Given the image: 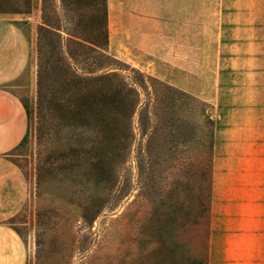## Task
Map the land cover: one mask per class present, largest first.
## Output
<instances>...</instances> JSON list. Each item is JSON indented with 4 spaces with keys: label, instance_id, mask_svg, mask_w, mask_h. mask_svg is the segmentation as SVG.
Wrapping results in <instances>:
<instances>
[{
    "label": "rangeland",
    "instance_id": "374dc122",
    "mask_svg": "<svg viewBox=\"0 0 264 264\" xmlns=\"http://www.w3.org/2000/svg\"><path fill=\"white\" fill-rule=\"evenodd\" d=\"M0 19L26 50L8 86L25 132L0 159L25 264H205L210 104L169 85L152 46L114 41L107 12L102 51L101 0H0Z\"/></svg>",
    "mask_w": 264,
    "mask_h": 264
},
{
    "label": "crops",
    "instance_id": "0c3cea01",
    "mask_svg": "<svg viewBox=\"0 0 264 264\" xmlns=\"http://www.w3.org/2000/svg\"><path fill=\"white\" fill-rule=\"evenodd\" d=\"M106 10L114 41L152 46L163 79L211 106L205 264H264V0H106ZM23 40L0 19V159L26 127L8 89L25 67ZM4 220L0 202V264H25Z\"/></svg>",
    "mask_w": 264,
    "mask_h": 264
},
{
    "label": "trees",
    "instance_id": "16d2710c",
    "mask_svg": "<svg viewBox=\"0 0 264 264\" xmlns=\"http://www.w3.org/2000/svg\"><path fill=\"white\" fill-rule=\"evenodd\" d=\"M102 1V6H103V12H104V29H103V44L101 46V50L105 51L106 46H107V39H108V35H107V28H106V0H101ZM104 58L106 56H103ZM107 58V57H106ZM134 71V70H132ZM114 78L115 74H104L101 76V80L105 79V78Z\"/></svg>",
    "mask_w": 264,
    "mask_h": 264
}]
</instances>
